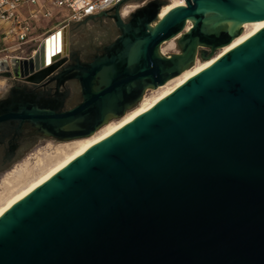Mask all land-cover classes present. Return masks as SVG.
<instances>
[{"label": "water", "instance_id": "95a60500", "mask_svg": "<svg viewBox=\"0 0 264 264\" xmlns=\"http://www.w3.org/2000/svg\"><path fill=\"white\" fill-rule=\"evenodd\" d=\"M127 1L76 21L56 76L66 27L51 63L48 37L0 60L42 84L0 101V171L45 138L89 136L192 67L196 45L205 61L264 19V0H185L152 28L168 0L123 20ZM0 264H264V24L4 213Z\"/></svg>", "mask_w": 264, "mask_h": 264}, {"label": "bare ground", "instance_id": "6f19581e", "mask_svg": "<svg viewBox=\"0 0 264 264\" xmlns=\"http://www.w3.org/2000/svg\"><path fill=\"white\" fill-rule=\"evenodd\" d=\"M169 1V0H168ZM165 5V4H164ZM185 5V0H174L170 4L168 2V5L164 6L157 16V22H154V25L152 28L156 27L157 24L163 19L168 12H170L172 9L176 7H181ZM133 6H127L124 8V15H126L129 12V8ZM238 22V21H231ZM264 24V19L258 20V21H250V22H243V28L242 31L228 43L227 45H224L221 48V51L212 59L200 64L199 66L195 68H186L183 72V74L180 77L173 78L166 81L163 85L159 86L156 90V93L153 94L150 97H145L141 103L134 108L131 112L127 113L122 119H120L116 123H110L108 124L103 130H101L98 134H95L89 138H85L84 140H79L76 142H72L67 144L65 149L60 150L58 159L52 163L51 166L44 169L42 173L37 175L35 178L31 179L27 184L22 186L19 190H17L14 194L7 197V199L0 204V217L6 213L13 205H15L17 202H19L21 199L26 197L29 193H31L33 190L41 186L43 183L51 179L55 174H57L59 171H61L63 168H65L67 165H69L72 161H74L77 157L81 156L83 153H85L87 150H89L94 145L100 143L101 141L105 140L106 138L113 135L115 132H117L119 129L136 119L141 114L145 113L149 109H151L154 105H156L159 101H161L163 98L171 94L174 90H176L178 87L183 85L186 81L203 71L204 69L211 66L213 63H215L218 59H220L223 55H225L227 52H229L231 49L237 47L239 44L247 40L249 37L254 35L256 32L260 30L262 25ZM58 30V29H57ZM56 31L54 35L49 34L47 46L49 48V55L48 59L50 63L52 62L53 57L55 56H62L65 51V43H64V34L61 30L59 32V36L56 38ZM45 37V39L47 38ZM59 38V39H58ZM44 39V41H45ZM59 42V45H58ZM58 49L60 51H58ZM193 67V66H192ZM91 135V134H90Z\"/></svg>", "mask_w": 264, "mask_h": 264}, {"label": "built area", "instance_id": "2783aa9c", "mask_svg": "<svg viewBox=\"0 0 264 264\" xmlns=\"http://www.w3.org/2000/svg\"><path fill=\"white\" fill-rule=\"evenodd\" d=\"M122 0H0V60L28 59L55 28L63 29ZM55 21L39 32L43 21ZM52 26V27H51ZM6 39L12 40L5 45Z\"/></svg>", "mask_w": 264, "mask_h": 264}, {"label": "rangeland", "instance_id": "374dc122", "mask_svg": "<svg viewBox=\"0 0 264 264\" xmlns=\"http://www.w3.org/2000/svg\"><path fill=\"white\" fill-rule=\"evenodd\" d=\"M140 1L141 0H128L122 7L118 9L119 18L124 20L126 17H128V15L132 13L135 5L140 3ZM172 1L174 0H169L168 1L169 4ZM166 5L168 4L161 5V7L163 8ZM127 6H133V7L129 8V12L126 15H124V8ZM157 20L155 21L157 22ZM153 25L154 24L152 22L151 27H153ZM68 27H69V31H67V40L69 39L70 44H71V30L76 29V23L71 22ZM55 29H59V28L57 27ZM11 43H12V40L10 39H6L4 42L5 45H11ZM216 49H219V48H216ZM200 50H206V51L211 52V49L204 45H196V51H195V55L193 58V65H192L193 67H187V69L195 68L199 66L200 64L212 59L214 55L216 56L221 51V49L217 50L214 53L212 58H209L206 61H203L202 56L200 55ZM187 69L181 70L178 75L168 79L167 82L173 78L180 77L183 74V72ZM9 86H10L9 80L0 76V96L6 93ZM158 87H155L154 89L150 87H146L143 93L141 94L140 100L130 110L127 111L126 109L125 112L121 116L111 118L104 125L95 129L93 133H91V135L87 137H83L81 139L67 140V141H57V140L46 138L44 139V144L36 143V145H34L30 150L27 151V153L22 157V159L14 163L9 169H7L6 171L0 174V204L3 203L7 199V197L14 194L22 186L27 184L31 179L35 178L37 175L42 173L44 169L51 166L52 163H54L58 159L60 150L65 149L66 148L65 146L67 144L76 142L79 140H84L85 138H89L95 134H98L108 124L118 122L127 113L134 110V107L136 108L145 97H150L153 94H155L156 93L155 89H157Z\"/></svg>", "mask_w": 264, "mask_h": 264}, {"label": "flooded vegetation", "instance_id": "af4514ba", "mask_svg": "<svg viewBox=\"0 0 264 264\" xmlns=\"http://www.w3.org/2000/svg\"><path fill=\"white\" fill-rule=\"evenodd\" d=\"M151 1H153V0H141L140 3H138V4L135 5L132 13H130V15H128V17H130L131 15H133L136 12L137 8H144ZM161 9H162V7H161ZM128 17H126V18H128ZM66 28H67V31H69V27H66ZM67 56H68V59L64 62L62 68L58 72H56L55 76L58 75V74H60L64 70H66L68 68L70 62H71V44H70L69 39L67 40ZM4 78H6V77H4ZM6 79L9 80L10 86L7 89L6 93H4L3 95L0 96V101L3 100V99H5L18 86H27L28 88H36V87L42 85V84L34 85L32 83H29V82L25 81L24 78H21V77H13V78H6ZM45 83H43V84H45ZM78 139H81V138H78ZM53 140H55V139H53ZM57 141H59V140H57ZM34 145H36V143ZM30 149H28V150H30ZM27 151L21 157H19L18 159H16L15 161H13L11 164H9L6 168H4L3 170H1L0 171V174L3 173L4 171H6L7 169H9L14 163H16L17 161H19L20 159H22V157L27 153Z\"/></svg>", "mask_w": 264, "mask_h": 264}, {"label": "crops", "instance_id": "0c3cea01", "mask_svg": "<svg viewBox=\"0 0 264 264\" xmlns=\"http://www.w3.org/2000/svg\"><path fill=\"white\" fill-rule=\"evenodd\" d=\"M76 23V22H75ZM54 24H56L55 23V21H51V22H48V21H43L42 23H41V26H43V27H40V30H39V32H42V29H44V28H46V26L48 27V25L50 26V25H54ZM52 27V26H51ZM56 31H58V32H60L61 31V29H55L53 32H51V33H53V34H51V35H54V33L56 32Z\"/></svg>", "mask_w": 264, "mask_h": 264}]
</instances>
